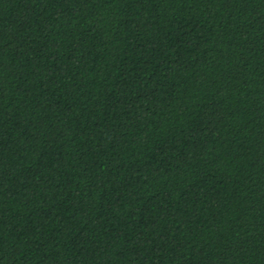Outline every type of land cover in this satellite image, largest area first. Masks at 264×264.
Returning a JSON list of instances; mask_svg holds the SVG:
<instances>
[{
	"label": "trees",
	"instance_id": "16d2710c",
	"mask_svg": "<svg viewBox=\"0 0 264 264\" xmlns=\"http://www.w3.org/2000/svg\"><path fill=\"white\" fill-rule=\"evenodd\" d=\"M0 264H264V0H0Z\"/></svg>",
	"mask_w": 264,
	"mask_h": 264
}]
</instances>
